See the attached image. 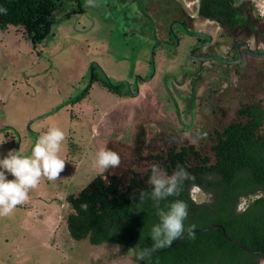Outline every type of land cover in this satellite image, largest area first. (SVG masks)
Instances as JSON below:
<instances>
[{
    "label": "rangeland",
    "instance_id": "rangeland-1",
    "mask_svg": "<svg viewBox=\"0 0 264 264\" xmlns=\"http://www.w3.org/2000/svg\"><path fill=\"white\" fill-rule=\"evenodd\" d=\"M176 1L193 15L194 28L215 35V23L197 15L195 1ZM236 2L245 3L264 23L259 14L263 0ZM54 17L38 43L12 24L0 29V137L6 138L0 159L9 151L31 155L39 135L50 127L67 136L60 153L66 159L61 178H42L28 202L0 217V264H137L129 246L73 238L65 221L67 194L100 174L95 157L101 148L119 154L120 167L105 174H117L124 184L131 170L142 175L149 152L166 143L212 154L213 128L236 118L235 98L241 89L251 93L252 85L233 73L224 82L226 77L217 81L195 69L189 53L194 38L187 33L179 46L157 43L166 36L162 27L168 21L154 0L66 2ZM92 67L98 79L119 84L123 95L99 80L90 82ZM193 73L197 82L189 79ZM128 83L133 94L126 92Z\"/></svg>",
    "mask_w": 264,
    "mask_h": 264
},
{
    "label": "trees",
    "instance_id": "trees-1",
    "mask_svg": "<svg viewBox=\"0 0 264 264\" xmlns=\"http://www.w3.org/2000/svg\"><path fill=\"white\" fill-rule=\"evenodd\" d=\"M66 2L79 4V0H0V29L12 24L31 43H38L49 33L55 10ZM246 10L245 4H237L236 0H198L197 13L232 28L246 22ZM92 74L91 82L99 80L112 93L123 94L119 84L98 79L94 67ZM238 115V120L213 130L212 154L185 143H166L149 152L142 175L131 170L126 184L117 174H97L77 192L67 194L70 211L65 221L70 235L92 244L126 245L133 253L136 248L150 247V230L159 217L151 199L141 205L139 191L150 192L147 180L153 164L168 173L181 165L195 176V184L210 194L211 200L193 202L189 194L191 182H187L178 197L160 202L159 207L167 210L175 199L186 201L185 228L193 225L195 234L187 233L170 246L154 251L148 264H259L264 260V251L253 254L223 236L224 232L252 250L264 248V105H242ZM83 204L88 206L86 211ZM138 206L142 211L137 210ZM213 224L221 225L223 230H205Z\"/></svg>",
    "mask_w": 264,
    "mask_h": 264
},
{
    "label": "clouds",
    "instance_id": "clouds-1",
    "mask_svg": "<svg viewBox=\"0 0 264 264\" xmlns=\"http://www.w3.org/2000/svg\"><path fill=\"white\" fill-rule=\"evenodd\" d=\"M93 0H88L91 5ZM66 132L59 127H50L39 135L31 149V155H23L16 151H9L0 159V217H8L14 214L19 205H23L30 199L29 193L36 189L42 178L48 181H56L66 168V159L60 153L66 143ZM6 142V138L0 137V144ZM121 158L119 154L110 149L101 148L95 157V166L100 174H104L110 168H119ZM10 174L13 178L8 179ZM191 182L189 188L190 199L195 203L210 202V194H205L202 188L195 184V176L189 173L183 166L168 173L157 164L151 166L147 184L150 192L140 190L139 200L141 205L146 199L153 201L157 209L159 222L150 230V247L136 248L134 257L138 262L148 264L154 251L170 246L171 243L185 232L194 236V226L185 228L188 218V204L184 200L175 199L169 203L167 210L159 207L160 202L169 197H178L184 190L185 184ZM203 197L198 199L197 197ZM83 210H87V204H83ZM138 211L142 208L138 206Z\"/></svg>",
    "mask_w": 264,
    "mask_h": 264
},
{
    "label": "flooded vegetation",
    "instance_id": "flooded-vegetation-1",
    "mask_svg": "<svg viewBox=\"0 0 264 264\" xmlns=\"http://www.w3.org/2000/svg\"><path fill=\"white\" fill-rule=\"evenodd\" d=\"M154 1L162 5L168 21L167 25L162 27L166 36L161 38L162 40L159 39V42H164L163 44L170 47L179 46L183 34L187 33V35L194 38V42L189 48V53L193 56L194 64L197 62L195 69L202 70L205 75L213 76L217 81H223L226 77L224 82H227V79L230 78L229 73H233L239 79H246L248 86L252 85L250 87L251 93L248 92L247 94L245 93L247 90L241 89L239 95L237 94L235 98L237 106L232 115L233 117L236 116V118H232L226 124L238 120V111L242 105L249 103H262L264 105V23L249 10L245 3V8L247 9L244 11L246 22H239L232 28L222 27L216 21L200 17L197 13L200 18L211 20L215 23L218 31L213 35L194 28L193 15L187 13L176 0ZM193 1L196 2L198 10V0ZM156 39L155 37L154 41ZM205 62H210L211 64L206 65ZM149 63H153L151 58ZM230 67L232 68V72L230 71ZM255 76L258 77L256 85ZM200 78L202 80L204 77ZM146 79L149 80L150 78L147 77L144 80ZM189 79H191V82H197L195 73ZM136 81L134 82L135 86H138V82ZM126 87H128L126 91L128 94L134 93L129 83ZM251 97L253 99L250 101ZM244 98H248V100L246 101ZM209 137L210 141H212L213 131ZM243 202L239 205V208L243 206Z\"/></svg>",
    "mask_w": 264,
    "mask_h": 264
},
{
    "label": "water",
    "instance_id": "water-1",
    "mask_svg": "<svg viewBox=\"0 0 264 264\" xmlns=\"http://www.w3.org/2000/svg\"><path fill=\"white\" fill-rule=\"evenodd\" d=\"M157 43H159V41H157ZM157 43H156V44H157ZM90 80H92V77L90 78ZM90 82H91V81H90ZM216 227H219V228H221V229L223 230V227H222L221 225H219V224H213V225H211V226L205 228V230H208V229H211V228H216ZM185 235H187V232H185L184 236H185ZM184 236H182L181 238H179V239L173 241L172 243L177 242L178 240L182 239ZM223 236H224L225 239H227V240H229V241H231V242H233V243H235V244L241 246L243 249H245V250H247V251H249V252H251V253H253V254H260V253H262V252L264 251V248L261 249V250H252V249H250L249 247H247L246 245H244L243 243L231 239V238L228 237L224 232H223ZM172 243H171V244H172ZM167 247H168V246H167Z\"/></svg>",
    "mask_w": 264,
    "mask_h": 264
},
{
    "label": "built area",
    "instance_id": "built-area-1",
    "mask_svg": "<svg viewBox=\"0 0 264 264\" xmlns=\"http://www.w3.org/2000/svg\"><path fill=\"white\" fill-rule=\"evenodd\" d=\"M263 1H264V0H263ZM259 14H260L261 16L264 15V5H262V7L260 8V10H259Z\"/></svg>",
    "mask_w": 264,
    "mask_h": 264
}]
</instances>
